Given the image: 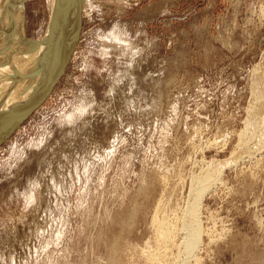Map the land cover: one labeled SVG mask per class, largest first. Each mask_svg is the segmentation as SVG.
<instances>
[{
	"label": "rangeland",
	"instance_id": "374dc122",
	"mask_svg": "<svg viewBox=\"0 0 264 264\" xmlns=\"http://www.w3.org/2000/svg\"><path fill=\"white\" fill-rule=\"evenodd\" d=\"M76 5L0 138V264H264V0ZM21 7L43 43L53 0Z\"/></svg>",
	"mask_w": 264,
	"mask_h": 264
},
{
	"label": "bare ground",
	"instance_id": "6f19581e",
	"mask_svg": "<svg viewBox=\"0 0 264 264\" xmlns=\"http://www.w3.org/2000/svg\"><path fill=\"white\" fill-rule=\"evenodd\" d=\"M23 1L0 0V138L42 100L70 54L77 23L76 0H53L45 41L33 45L24 35Z\"/></svg>",
	"mask_w": 264,
	"mask_h": 264
}]
</instances>
